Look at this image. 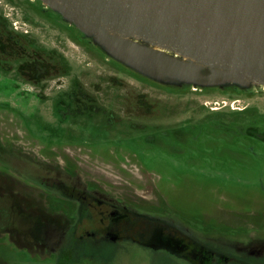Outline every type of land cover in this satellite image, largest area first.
<instances>
[{"label":"flooded vegetation","instance_id":"1","mask_svg":"<svg viewBox=\"0 0 264 264\" xmlns=\"http://www.w3.org/2000/svg\"><path fill=\"white\" fill-rule=\"evenodd\" d=\"M21 1L26 18L22 21L34 30L12 21L8 25L0 10V74L13 77L15 92L49 99L60 126L68 119L93 118L113 129V123L129 122L134 115L140 118L160 111L176 115L180 102H152L145 90L133 88V81L177 96L203 90L143 78L108 58L40 1ZM44 28L48 31H41ZM68 46L82 49L89 59L103 60L121 79L114 75L103 79L99 70L93 80L83 77L87 69L99 65L90 61L72 65ZM104 86L113 92L123 89L111 95L109 107L102 105ZM222 106L209 107L207 112L211 115ZM246 108L230 110L239 113L237 118L216 121L240 124ZM20 113L25 142L22 137H8L0 127V264H264V247H259L264 244V212L233 227L235 222L219 221L223 231H235L231 236L217 233L214 226L187 228L177 207L154 195L145 177H133L114 159L96 161L84 153L95 148L67 138L55 140L52 130L45 139L39 138L40 132L28 131ZM172 117H167L168 125H157L141 138L166 147L181 142L186 132ZM242 131L264 140V127L247 126ZM118 146L121 157L128 158V151Z\"/></svg>","mask_w":264,"mask_h":264},{"label":"rangeland","instance_id":"2","mask_svg":"<svg viewBox=\"0 0 264 264\" xmlns=\"http://www.w3.org/2000/svg\"><path fill=\"white\" fill-rule=\"evenodd\" d=\"M24 7L21 0H0V10L3 15L5 12L8 25L12 21L32 31L34 28L23 23L26 21ZM44 30L47 29H41ZM66 51L72 65L87 61L94 63V66L99 65L96 70H86L83 77L89 80H93L97 70L106 80L110 75L121 77V74H116L114 67L104 64L103 60L87 58L82 49L74 50L73 46H68ZM9 75L0 74V127L7 130L8 137L18 140L23 135L17 116V111H20L19 117L23 124L30 133L40 132L37 135L39 138L42 136L45 139L52 130L55 140L67 138L95 148L87 149L84 153L94 156L96 161H99L98 157L102 161L103 158L120 161L133 177H145L152 193L164 196L170 206L177 207L183 225L193 230L194 225L207 229L214 226L217 233L231 236L235 231H223L219 221L235 222L233 227L248 222L259 211L264 212V140L245 135L242 131L247 126L264 127V91L259 87H251L247 91L212 87L190 92L189 95L183 92L177 96L133 81V88L136 91L145 90L152 102L177 101L181 105L176 115H172L174 117L162 111L140 118L134 115L129 122L123 121L117 126L113 123L114 130L108 125L104 127L102 122L97 123L93 118L68 119L60 126L61 122L53 114L54 108L53 105L51 108L49 99L25 97L15 92L11 84L13 77ZM121 87L113 92L104 86L101 92L102 105L111 106L114 99L111 95L123 93ZM220 106L218 112L208 114L209 107ZM243 106L247 107L244 112L247 116H243L244 121L240 124L217 123L216 120L237 118L239 113L230 110ZM167 117L178 120L176 125L186 132L181 142L166 147L141 138L145 131L154 132L157 125H168L170 121ZM23 137L20 140L25 142ZM155 137L159 138V135ZM118 143L128 151V158L121 157V151H117ZM110 172L113 173L109 170L107 173Z\"/></svg>","mask_w":264,"mask_h":264},{"label":"water","instance_id":"3","mask_svg":"<svg viewBox=\"0 0 264 264\" xmlns=\"http://www.w3.org/2000/svg\"><path fill=\"white\" fill-rule=\"evenodd\" d=\"M38 1L154 83L264 89V0Z\"/></svg>","mask_w":264,"mask_h":264}]
</instances>
